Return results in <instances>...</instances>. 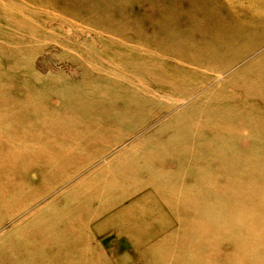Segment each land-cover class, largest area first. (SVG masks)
<instances>
[{
  "label": "rangeland",
  "instance_id": "374dc122",
  "mask_svg": "<svg viewBox=\"0 0 264 264\" xmlns=\"http://www.w3.org/2000/svg\"><path fill=\"white\" fill-rule=\"evenodd\" d=\"M59 1L0 0V115H2L0 121V257L4 259L1 253L5 252V247L7 248L8 245L3 239L6 232H10L9 237L14 243L16 241L18 246H22L21 243L25 242L20 241L19 238L23 237L24 240L33 236L27 230L32 231V227L42 223L66 219L72 225L73 231L66 236V238L69 237L67 240L70 243L67 242V247L60 251L58 258L61 260L56 263L50 260L49 256L52 254L44 258L36 257L44 256L45 253L41 250L43 246L40 239L35 236L34 251L39 250L38 253L28 254L31 248L25 243L24 253L28 254V257L12 252L10 255L14 258L10 261H3L0 258V264H79V262L85 264H185V259L180 258V252L184 247L183 231L185 230L180 228L179 219L181 216L184 222H188L192 214L199 216L204 222H210L209 226L233 225V232L229 236L227 227L225 231L215 233L216 237L211 239L212 236L206 229L199 231L209 234L207 247L202 251L199 249L194 251L193 258L189 252H185L184 257L190 256V260L193 261L202 254L210 261L202 264H238V260L240 264H264V148L258 157V163L254 164L251 154L255 152V144L249 141L251 135L244 130V127L235 128L240 134L238 144L242 147L230 152L220 151L223 160L227 162L224 166L214 168L207 164V160L212 157L211 153L216 152H212V148L208 145H201L206 141H198V146L202 147L196 148L195 154L188 155L185 159L192 163L183 170L181 180L187 182V184L183 183L187 189L189 186L194 187L197 194L201 193V190L202 193H206L201 187L216 186L225 182H234L239 189H249L256 204L255 215L246 222L248 223L246 230L238 228V225L245 221L244 217L241 219L235 216L230 220H224L220 215L222 211L215 210L214 214L213 206H209L200 198H197L195 207L191 208L192 214L190 212L181 214L178 207L170 206L171 200L178 206V198H165L163 196L165 190L161 186H145L139 183L132 186L124 182L129 187L119 192L118 204L110 202L107 209H103L102 213L94 217H91L92 215L80 217L78 222L71 219L77 216L75 215L77 211L71 212V217L66 214L67 209L61 211L65 205L71 206L68 204L71 199L65 196L69 189L74 188L71 186L83 180L84 186L79 183L75 189L88 192L84 190L85 185L91 186L95 178L98 179L101 176L96 174L100 171L105 174L111 166L116 165L115 163L120 161V154L131 147L135 141L152 137L155 141L157 138L159 141L169 142L168 140H173L176 135L178 138L182 133L184 135L187 130L172 133V122L184 119L180 114L183 110L188 111L189 101L200 99L205 93H210L212 98L213 95H217L220 92L218 87L222 85L220 83L222 76L241 78L243 85L252 89L255 80L251 75L252 65L257 58L264 55V47L250 54H242L237 59H233L229 51V54L222 59L223 64L229 66V69L224 71L225 74H215L209 82H206L207 84L188 98L185 97L187 95L182 87L181 90H177L164 84L158 85L156 82V85H151L147 91L140 89L141 86L137 84L146 75L145 71L158 74L162 71L160 69L166 66L164 68L166 74L162 76L166 79L181 81L189 77L175 65V61L172 64H166L168 60L164 52L159 55L150 53V60L160 63L147 69H139L131 79L127 74L131 69L129 67L127 72L120 67L109 72L100 71L94 67V63L99 61L94 60L93 63L84 57V47L87 45L89 46L87 50L91 46L95 52L101 51L100 57L103 59L100 60L104 65L111 62L108 61L109 59L117 64L122 59L125 65L129 63L141 66L139 63L141 60L137 61V57L127 58L126 53L117 52V47L111 46L113 41L107 37L109 32H106V29L109 28L110 31L111 26L95 23L109 17L106 8L100 7L104 13L95 14L97 17L91 15L86 17V5H82L78 0H71L75 8H71L72 12L64 14L63 1ZM131 1L134 5H125V10L128 9L129 13L140 10L148 24H154L157 17L164 15L167 9L178 13V0ZM204 1V3L187 6L184 8V13L197 12V15H200L210 11L215 15L229 16L240 12L247 18L245 20L247 23L254 21L252 19L264 20V0ZM113 7L116 8V4ZM1 10L11 13L7 22ZM196 22L201 26L197 20ZM263 27L264 24L258 27V30L260 31ZM260 33L263 34L264 30ZM242 40L244 44L254 41L256 43L257 37ZM121 53L122 58L118 56ZM171 56L175 57L173 54ZM142 58V61H145L147 57ZM120 69L121 73L118 72ZM253 69L254 74L258 73L255 68ZM175 70L178 73L172 72ZM196 71H201L208 76L204 68L197 67ZM189 72H192V69ZM261 83L264 86V81ZM223 87L226 91L218 100L213 99L212 108L221 110L218 112L223 113L222 116H229L230 110H223L226 109L225 105L216 103L228 101L223 97L230 95L227 96L231 98L228 102L232 104L229 106L239 109L237 112L253 119L252 123L264 126V105L260 100L254 99L240 88L233 89L222 85L221 88ZM255 88L257 91L264 89ZM144 97L147 98L143 99ZM138 98L142 100L141 107L134 105V101ZM208 103L209 100L205 99L204 105ZM33 106H41L40 117L51 116L52 111L56 114V116L52 115L53 117L67 121L64 125L65 133L70 135L61 134V130L58 129H54L57 132L55 135L46 134L34 122L42 131L40 135L30 126L32 123H29L32 118H36L28 114ZM110 106L116 110L109 112L102 110ZM120 128L124 131V136L119 139L123 140L112 149L103 150L105 144L109 145L117 140V135L121 134L118 131ZM81 132L85 133L83 137L87 134L92 135H89L90 138H82L79 136L82 135ZM201 135L206 137L205 132ZM131 151L140 154L138 150ZM61 153L64 155L61 156ZM241 155L243 157L237 159V156ZM48 158L53 163L48 164ZM172 158L173 155L170 154L169 159ZM89 161L91 163L88 164ZM111 163L114 164L111 165ZM50 165L53 167L48 171L46 168L49 169L47 166ZM147 171L151 173L153 170ZM233 178L236 180H232ZM191 180L194 181L191 182ZM127 190H130L129 195ZM64 192L65 194L59 197ZM100 194L102 193L92 194L90 199L101 198ZM12 195L14 199H6ZM81 199L80 203H84V198ZM235 205L242 206L241 203H235ZM100 206L98 205L99 208ZM125 208L126 212L121 214L120 210ZM231 209L236 211L237 207ZM228 212L235 215L233 211ZM128 217L130 219H126ZM143 220L145 222L142 223L144 225L142 230H128L129 225L133 223L142 225L140 222ZM252 229L262 233L257 243H255L256 237L250 234ZM190 230L194 232L193 227H190ZM170 239L175 242L167 241ZM74 241H76L74 248H77V244L78 251L72 248ZM249 242L254 246L252 253H242L234 249L236 246L247 245ZM156 245L166 247L167 250H165L168 251L165 253L166 257L152 254L151 247ZM253 255L256 259L251 258Z\"/></svg>",
  "mask_w": 264,
  "mask_h": 264
},
{
  "label": "bare ground",
  "instance_id": "6f19581e",
  "mask_svg": "<svg viewBox=\"0 0 264 264\" xmlns=\"http://www.w3.org/2000/svg\"><path fill=\"white\" fill-rule=\"evenodd\" d=\"M62 1L63 6L65 7H63L64 14L72 12L73 9L71 8L75 7L73 6L71 0H60L59 2ZM78 1L82 5H86V17L89 15L97 17L95 14L104 13V11L100 9V7L106 8L107 12H109V17L104 21H96L95 23L98 22V24L100 23L101 25L109 24V26H111L110 31L109 28L106 29V32H109V35L107 34V37L113 41L112 44H110L111 46L114 45L117 47V52L126 53L127 58L134 59V57H137V61L141 60L139 62L141 66H137L136 64L130 65L129 63L128 65H125L122 62L121 58L123 57V55L121 53L118 54V56L121 57V61L118 64L113 63L112 60L109 59L108 61L111 62H107L108 64L104 65L103 63H101L100 60L103 59L100 57L101 51L95 52L91 48V46L90 49L87 50L89 47L87 45L86 47H84V57L88 58L93 63L94 60L99 61L97 63H94L95 68L103 72H109L112 69H116V67H120L125 71L128 70L129 67L131 69L130 72H128L127 74L128 77L131 79L134 74L138 72L139 69H147L153 65H157L156 63H160L158 61L150 60V53L159 55L161 52H164V56H167L168 60L165 63L172 64V62L175 61V65L181 68V71L189 77L187 80H178L179 82L176 79H166L165 77H162L164 74H166V71L164 70L166 66H163L160 69L162 71L158 72V74H151V72L145 71L144 73L146 75H144L142 80H139L137 84L141 86L140 89H145L147 91L149 87H151V85H156V83L158 85L164 84L170 88L177 90H181L182 87L184 89L185 94L187 95L185 97L188 98L195 94L196 91L200 90L204 84H207L206 82H209L215 76V74L222 75L225 70L227 71V69H229V66L223 64L224 62L222 60L224 56L229 54V51L231 52L232 58L237 59L240 58L242 54H250L264 47V33H260L264 30V27L260 31L258 30V27L264 24V20L252 19L254 21H252L251 23H247L245 21L247 18H245V16L242 15V13L240 12L238 14H233L229 16H225V14L215 15L210 11L207 13H202L200 15H197V12L184 13V8H186L187 6H191L196 3H204V0H178V13L172 12L171 9H167L164 15L160 16V18H158L159 16L157 17V19L154 21V24H151L149 21L148 22L150 24H148L146 20L143 19L144 15L143 12H140V10L134 13H129L128 9L125 10V5L128 4V6H130L131 4H133V1L131 0ZM114 4H116V8L113 7ZM1 12H3L4 20L7 22L8 16L11 15V13H9L7 10H1ZM196 20L198 21V23L201 24V26L197 25ZM256 37V43L255 41L253 43L248 44L243 43V38L254 39ZM133 42L134 44L132 45ZM120 49H123L124 51ZM151 49H153L154 51L150 52L149 50ZM171 54H173L175 57L171 56ZM144 56H146L147 58L145 59V61H142V57ZM263 59L264 55H261V57L257 58L252 65L251 75L253 78H255L253 85L254 87H252V89L245 87L241 78L235 79L232 76H222L220 79V83L224 86L227 85L229 87H232L233 89L240 88L245 93L253 96L254 99L258 101L260 100V102H262L264 105V89L257 91L255 88H264L261 83L264 81ZM99 67L102 69H100ZM197 67L204 68L207 71L205 73H207L208 76H205L201 71H196ZM253 68H255L258 73L254 74L253 72H255V70ZM191 69L192 72H189ZM118 72L121 73V69ZM172 72L178 73L177 70ZM184 78L186 77L184 76ZM221 86L218 87L220 92L217 93V95H213V98L211 97L210 93H205L201 96L200 99H194L192 101H189L190 99L188 100V111L184 112L183 110L180 114L181 117H183L184 119L174 120L172 122L171 127L172 133L176 131L187 130L184 135L182 133L180 138H178L176 135V137L174 136L175 138H173V140L169 139V142H166L167 140L165 142L163 140L162 142L159 141L157 138L155 141L152 137L135 141V143H133L131 147H129L120 154V161L118 163H115L116 165L111 166L114 164L111 163V169H108L109 171H106L105 174L103 173V171H100V173L96 175L101 174V176L98 179L95 178L94 182L90 184L91 186L85 185L84 190L88 192H80L75 189L77 188L79 183L80 185L84 186L82 184L83 180L71 186L74 188L69 189L70 191L66 190L69 192L66 193L65 196H67L69 200L71 199L70 203H68L71 206L68 207L67 205H65L64 208L61 209V211L67 209L66 214L70 217L72 215L71 212L77 211L75 213V215L77 216H74V218L76 217V219H71L74 221L78 220V222L80 217L91 215V217H94L99 213H102L103 209H107L109 207L108 204H110V202H116L115 204H118L120 196L119 192L129 187L125 185L124 182L129 183L132 186H135L139 183L140 185L143 184L145 186H161L165 190L163 194L165 198H178L179 205L176 206L175 203L171 200V204L173 205L170 204V206L172 208L178 207L181 214H183L184 212H190L192 214L191 208L195 207L197 198H200L209 206H213L214 214L215 210L222 211V214L220 215L224 218V220H230L235 216L236 218L240 217L241 219L244 217L245 221L239 224L238 228L246 230L248 225V223L246 222H248V220L255 215L254 206L256 204L250 194L249 189H239V187L234 182H225L216 186L201 187V189H205L206 193H202L201 190V193L197 194L194 187L189 186V188L187 189L185 185L187 184V182L181 180V178L183 177V170L189 164L192 163L190 160L185 159L188 155L195 154L194 151L196 150V148L202 147L198 146V141H206L202 142L201 145H208V147L212 148V152H216L211 153L212 157L207 160V164H210L214 168L216 166L226 165L227 162L223 160L220 151L226 150L230 152L242 147L238 144L240 140V134L237 132V130H235V128L244 127V130L249 132V134L251 135L249 137V141L255 144V152H252L251 157L254 159V164L258 163V157L262 153V148H264V126L259 123H252L254 122L253 119L245 117L241 112H237L239 109L236 110L235 108L229 106V104L232 103L228 102L231 100V98L227 96L230 95L223 97L228 101L216 103L224 104L226 109L223 110H230L228 111L230 113L229 116H222L223 113L219 114L218 112L221 110L217 108H212L211 104L214 103V100H218L219 98H221L224 92L226 91L225 87H223L222 89ZM146 98L147 97H144L143 99ZM205 99L209 100V103L204 105ZM134 102V105L136 107H141L142 100L140 98H138ZM106 108L107 109L102 108V110L105 112L116 110L111 106ZM41 110V106H33L31 108V111L28 112L29 115L36 116V118H32L29 122L32 123L30 124V126H32L34 130H37L40 135H42L41 129L46 134L52 133L53 135H55L57 132L54 129H58L61 130V134L70 135L68 133H65L64 125L65 123H67V121L63 119L59 120L58 118L53 117L56 116V114L52 111L51 116L45 115V117H40ZM1 120L2 115H0V121ZM34 122H36L41 129H39L34 124ZM232 123L235 126H233ZM52 124H54L53 127H50ZM62 131L64 133H62ZM118 131L121 132V134L117 135V140H115L114 143L111 142L109 145L105 144L106 146L103 150H105L106 148L107 150L112 149L118 142L123 140L119 138L121 136H124V131L121 128ZM203 132L206 133V137L201 135V133ZM81 134L82 135H76H79L80 137L82 136V138H90L89 135H92L87 134L85 135V137H83L85 133L81 132ZM242 139L245 138L242 137ZM131 150H138L140 154H135ZM170 154L173 155L174 159H169ZM62 155H64V153H61V156ZM240 157H243V155L237 156V159H239ZM127 160L129 161L127 162ZM50 161L51 159L48 158L47 163H53V161ZM91 161H89L88 164L91 163ZM47 167H49V169H46L50 171L53 165ZM116 167L118 168L116 169ZM147 170L153 171L150 173ZM172 176L174 178H172ZM194 180H191V182H193ZM232 180L236 179L233 178ZM115 186L118 187L115 188ZM65 192L59 195V197L63 196ZM99 192L102 193L100 194L101 198H98L96 200L90 199L92 194H97ZM126 192L129 195L130 190H127ZM81 198H84L85 204L80 203L82 200ZM6 199H14V195L8 196ZM235 203H241L242 206H236ZM98 205H101L100 208L98 207ZM234 207H237L236 211L231 209ZM57 211L58 210H54V212ZM228 211H233L235 215ZM120 212L121 214H124L126 212V208L120 210ZM126 219H130V217ZM179 221L180 228H183L185 230L183 231L184 247L180 252V258L185 259V264H202L204 262H210L202 254L201 256H199V258H194L193 261H191L190 259L191 257L193 258L194 251H196L197 249L202 251L205 247H207V242L209 241V234L212 236L211 239H214V237H216L215 233L222 232L223 230L225 231L227 227V233L229 236L233 232V225L230 226V224H228L221 227H214L212 225L209 226L208 223L210 222H204L199 216H194V214L191 215V219L188 222H184L181 216ZM144 222L145 221L143 220L142 222H140V224ZM71 226L72 225L69 224L68 220L66 219L57 220L55 222L42 223L32 227V231L27 230L29 231L28 233L33 236L28 237L24 240L23 237H20L19 239L20 241L25 242L31 248L29 249L30 251L28 254L32 255V252H39V250L34 251V241L36 240V236L40 239L41 245L43 246L41 247V250L43 251V253H45L44 256L37 255L36 257L44 258L45 256L48 257L50 254H52V256H49L50 260L56 263L61 260L58 258L60 251L67 247V242L70 243V241L67 240L69 237L66 238V236H69L70 231H73L71 229ZM143 227V224L136 225L133 223L127 228L128 230H142ZM190 227H193L194 232L190 230ZM204 229H206L209 234L207 232H199ZM255 230L256 229H252V232L250 234L256 237L255 243H257L260 241L262 233H258ZM195 232L199 233L200 236L197 235V233ZM9 235L10 232H6L3 235V239L8 245L7 248L5 247V252L1 253L4 258L2 259V257H0L1 260L10 261L11 258H14L13 255H10L12 252H15L16 254L20 253L24 257H28V254L24 253V250H26V244L21 243L22 246H18L16 241L14 243L13 240H11V237H9ZM167 241L175 242V240L172 239ZM75 243L76 241L73 242L72 248L75 249V251H78L76 250L77 248H79L77 244V248H74ZM166 244L168 245L167 242ZM253 247L254 246L252 245V243L249 242L247 245L243 244L239 247L236 246L234 249H238L242 253H252ZM81 249L84 248L81 247ZM165 249L166 247H163L162 245H156L151 247L153 255L157 254L158 256L161 255L166 257L165 253H167L168 251H166L167 249ZM185 252H189L191 257H184ZM87 253H89V251H87ZM255 255L257 256V253ZM255 255H253L251 258L256 259ZM238 261V264H240V260ZM79 264L85 263L79 262Z\"/></svg>",
  "mask_w": 264,
  "mask_h": 264
}]
</instances>
